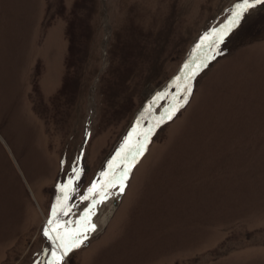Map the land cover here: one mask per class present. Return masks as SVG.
I'll list each match as a JSON object with an SVG mask.
<instances>
[{"label":"rangeland","instance_id":"1","mask_svg":"<svg viewBox=\"0 0 264 264\" xmlns=\"http://www.w3.org/2000/svg\"><path fill=\"white\" fill-rule=\"evenodd\" d=\"M243 3L0 0V264H264V4L230 27Z\"/></svg>","mask_w":264,"mask_h":264},{"label":"snow or ice","instance_id":"2","mask_svg":"<svg viewBox=\"0 0 264 264\" xmlns=\"http://www.w3.org/2000/svg\"><path fill=\"white\" fill-rule=\"evenodd\" d=\"M259 4H264V0H244V3L241 5L237 6V11L233 14V19L230 22V27L235 26L237 23H239L241 16L243 14L244 11H247L250 8L255 7L256 5ZM177 109H173V113L176 111ZM169 119H171V116H169ZM142 154V150L140 153H137V155ZM128 168H125L122 172V175L120 177V189L121 191H123L124 188V184H123V180L127 178L128 173H129ZM114 186V184H113ZM65 187L66 186H62L59 190L61 192H65ZM96 189V185L94 184L92 186V189H90V192H92L93 190ZM67 194H65V199H67ZM85 199H88V197H85ZM56 209H53V217L56 216ZM67 211H65L63 213V215H67ZM87 218V214L86 217ZM71 222H65V224H68ZM49 224H52V221H49ZM77 227L75 229H71V230H66L64 232L63 235H60L59 233L57 234V240L60 241V247L63 249V253L62 255H67L69 251H71L73 248H78L81 246V244L83 243L84 240L87 239V235L85 234V232H81L80 228H79V224L80 221L76 222ZM57 227H60L59 224H57ZM53 231H55V229H52ZM95 230V225H91L90 229H86L85 231H94ZM48 230L45 231V235L48 236ZM53 256L56 258L57 264H59V257H56V253H53Z\"/></svg>","mask_w":264,"mask_h":264},{"label":"bare ground","instance_id":"3","mask_svg":"<svg viewBox=\"0 0 264 264\" xmlns=\"http://www.w3.org/2000/svg\"><path fill=\"white\" fill-rule=\"evenodd\" d=\"M204 45V43L202 42V46ZM190 68V67H189ZM133 167L134 166H129L128 167V169H130L129 170V173H128V175L131 173V171H132V169H133ZM128 177V176H127ZM127 179V178H126ZM100 195H98L97 197H95L94 199H92L91 201H90V205H89V208H88V210L87 211H85V213H83L81 216H84L86 213H88L89 215L88 216H90L92 213L91 212H93L96 208H98V201H99V199H100ZM92 208V210H90ZM90 210V211H89ZM56 216H57V214H56ZM55 216V217H56ZM87 216V217H88ZM108 215L102 220V223L103 222H105L108 218ZM90 232V234L92 233V232H94V231H89Z\"/></svg>","mask_w":264,"mask_h":264},{"label":"water","instance_id":"4","mask_svg":"<svg viewBox=\"0 0 264 264\" xmlns=\"http://www.w3.org/2000/svg\"><path fill=\"white\" fill-rule=\"evenodd\" d=\"M189 69H190V68L187 69L186 73L189 72Z\"/></svg>","mask_w":264,"mask_h":264}]
</instances>
